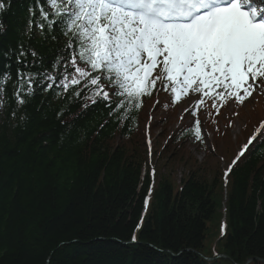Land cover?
I'll list each match as a JSON object with an SVG mask.
<instances>
[{
	"label": "trees",
	"instance_id": "obj_1",
	"mask_svg": "<svg viewBox=\"0 0 264 264\" xmlns=\"http://www.w3.org/2000/svg\"><path fill=\"white\" fill-rule=\"evenodd\" d=\"M2 2L0 76L10 63L2 52L21 41L51 71L67 42L59 28L41 34L34 0ZM29 17L30 39L24 35ZM16 70L13 57L0 107V264H264V145L233 165L234 156L224 168H210L185 151L194 126H180L160 150L151 140L152 157L169 171L158 181L143 120L170 102L169 92L154 90L122 119L103 102L85 108L83 94L56 96L55 84L47 92L36 88L18 107ZM216 129L215 135L226 132ZM206 156H214L211 148ZM175 167L182 169L180 186L172 181Z\"/></svg>",
	"mask_w": 264,
	"mask_h": 264
},
{
	"label": "snow or ice",
	"instance_id": "obj_2",
	"mask_svg": "<svg viewBox=\"0 0 264 264\" xmlns=\"http://www.w3.org/2000/svg\"><path fill=\"white\" fill-rule=\"evenodd\" d=\"M37 27L66 38L63 55L50 68L37 52L21 41L2 55L8 71L0 76V107L6 103L5 85L12 80L11 61L17 65L12 96L26 104L36 88L54 94H83V106L103 102L109 115L125 118L142 106L153 91L169 92L175 101L200 97L185 111L196 116L205 98L220 107L229 101L244 103L257 91L264 94V6L254 0H34ZM5 7L0 0V9ZM31 11V9H30ZM33 18L24 35L30 39ZM2 30V25H0ZM55 40L56 37L52 36ZM32 56L28 61L27 56ZM23 64L25 67L21 68ZM40 64L42 71H31ZM62 65V69L57 66ZM47 83L45 84V82ZM219 101L218 105L216 102ZM159 104V100L156 102ZM63 109L57 115H62ZM15 114V113H13ZM24 119V117H21ZM201 121L195 137L202 140ZM255 142V143H254ZM264 145V121L237 156ZM233 161V164L236 163ZM147 204V201H145ZM136 237L133 235L132 240Z\"/></svg>",
	"mask_w": 264,
	"mask_h": 264
},
{
	"label": "rangeland",
	"instance_id": "obj_3",
	"mask_svg": "<svg viewBox=\"0 0 264 264\" xmlns=\"http://www.w3.org/2000/svg\"><path fill=\"white\" fill-rule=\"evenodd\" d=\"M259 92L253 94V100L249 103H244V107L242 111L239 114H234L233 116H229L232 114L234 109L238 106L236 102L230 101L229 102V110L224 112V116L220 120L221 124L224 128H226V132L221 135H214L212 137V132H210V129L208 127V121L207 117L204 118L205 126L203 128L204 134H205V147H202L198 141H192L189 140L188 146L185 147L186 152H190L194 154L199 162H205L207 165L210 166V168H215V166H218V169L224 168L226 164L229 163L231 158L236 154L237 149L243 143L246 139V137L250 134L253 125L258 122V120L263 116L264 110H260L257 107L249 106L254 101H257L256 99ZM199 96L194 94H189L188 96H185L183 100H180L178 106L176 109H172L170 107H167L166 105H163L159 107L155 112L147 113L146 119L143 120V127L145 126V121L148 118L149 115V123L152 122V127H154L153 130V136L149 138L148 141V148L151 152L153 149V144L151 140H158L160 145L158 150H160L162 147V144L166 143L167 137L170 134L171 130H175L176 128H179V126L184 125L186 123H190L191 120L187 118L186 111L190 105H192L196 100H198ZM163 119V120H161ZM232 119L233 124H228V120ZM166 120V122H164ZM185 126V125H184ZM215 131V130H214ZM167 135H165V134ZM159 134V135H158ZM163 134V137H162ZM157 136L161 137L160 139H157ZM200 144V145H199ZM213 147H218V150L213 149ZM208 148H211L213 150V157L206 156L208 153ZM153 170H159V175H157L156 180L159 181L161 178V174L168 173V168L164 167L162 163H157L156 158H153L152 155L149 156L148 161ZM176 173H175V179L172 178V181L174 183H177L180 186L179 179L182 177V169H179L177 172V167H175ZM171 172V171H170ZM160 176V178H159ZM167 177L166 175H164ZM212 177L213 175H209ZM168 178V177H167ZM214 233L213 231H211Z\"/></svg>",
	"mask_w": 264,
	"mask_h": 264
},
{
	"label": "water",
	"instance_id": "obj_4",
	"mask_svg": "<svg viewBox=\"0 0 264 264\" xmlns=\"http://www.w3.org/2000/svg\"><path fill=\"white\" fill-rule=\"evenodd\" d=\"M219 257L226 258L225 255H219ZM253 258H250L249 261H251ZM213 260V259H212ZM264 262V260H262Z\"/></svg>",
	"mask_w": 264,
	"mask_h": 264
}]
</instances>
